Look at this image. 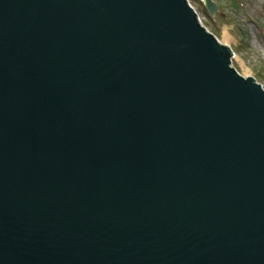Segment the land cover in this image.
Wrapping results in <instances>:
<instances>
[{"label": "water", "instance_id": "water-1", "mask_svg": "<svg viewBox=\"0 0 264 264\" xmlns=\"http://www.w3.org/2000/svg\"><path fill=\"white\" fill-rule=\"evenodd\" d=\"M231 56L187 0H0V264H264Z\"/></svg>", "mask_w": 264, "mask_h": 264}, {"label": "rangeland", "instance_id": "rangeland-1", "mask_svg": "<svg viewBox=\"0 0 264 264\" xmlns=\"http://www.w3.org/2000/svg\"><path fill=\"white\" fill-rule=\"evenodd\" d=\"M201 24L232 50L231 66L241 77H252L264 90V0H210L213 14L202 0H189Z\"/></svg>", "mask_w": 264, "mask_h": 264}, {"label": "trees", "instance_id": "trees-1", "mask_svg": "<svg viewBox=\"0 0 264 264\" xmlns=\"http://www.w3.org/2000/svg\"><path fill=\"white\" fill-rule=\"evenodd\" d=\"M230 2H231V6H239L240 5V2H239V0H230ZM218 7H220V6H218Z\"/></svg>", "mask_w": 264, "mask_h": 264}, {"label": "built area", "instance_id": "built-area-1", "mask_svg": "<svg viewBox=\"0 0 264 264\" xmlns=\"http://www.w3.org/2000/svg\"><path fill=\"white\" fill-rule=\"evenodd\" d=\"M188 1V4L191 6V8L193 7L192 5H191V3H190V1L189 0H187ZM194 9V8H193ZM198 20H199V22H200V19H199V17H198ZM200 24H201V22H200ZM202 25V24H201ZM203 26V25H202ZM204 27V26H203Z\"/></svg>", "mask_w": 264, "mask_h": 264}]
</instances>
